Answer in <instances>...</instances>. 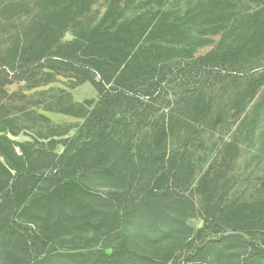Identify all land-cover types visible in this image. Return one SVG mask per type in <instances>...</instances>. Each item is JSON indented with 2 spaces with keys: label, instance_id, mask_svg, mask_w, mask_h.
Here are the masks:
<instances>
[{
  "label": "trees",
  "instance_id": "obj_1",
  "mask_svg": "<svg viewBox=\"0 0 264 264\" xmlns=\"http://www.w3.org/2000/svg\"><path fill=\"white\" fill-rule=\"evenodd\" d=\"M99 1L0 4L2 13L12 16L36 9L10 49L14 60L78 68V83L90 81L98 95L59 110L83 122L74 135L51 140L47 148L0 131V243L28 256L40 254L34 263L56 264L42 255L62 231L73 228L118 241L109 249L67 252L62 264H170L174 250L156 246L190 237L187 220L197 204L185 194L195 176L188 148L169 149V140L188 128L187 118L206 121L213 100L203 90L185 92L160 112L154 106L158 87L177 67H240L264 52V6L250 0H187L173 9L164 0L157 5L156 0H104L102 17L85 24ZM69 30L73 37L65 40ZM263 84L264 74L245 80L232 104L235 115ZM227 146L230 151L233 144ZM227 160L211 165L193 189L204 211L212 219L264 222V211L255 204L215 201L229 171Z\"/></svg>",
  "mask_w": 264,
  "mask_h": 264
},
{
  "label": "rangeland",
  "instance_id": "obj_2",
  "mask_svg": "<svg viewBox=\"0 0 264 264\" xmlns=\"http://www.w3.org/2000/svg\"><path fill=\"white\" fill-rule=\"evenodd\" d=\"M6 1L0 0V4ZM23 1L36 5L38 0ZM186 1L164 0V4L176 9ZM250 1L253 6L257 3L264 6V0ZM154 3L157 5L159 1ZM105 8L104 0L94 4L84 23L97 22ZM2 12L0 8V131L15 140H31L47 148L51 140L74 135L83 122L82 117L59 110L66 108L70 101L83 103L97 99V91L90 81L78 83L81 76L78 68H66L59 63L37 67L31 62L14 60L10 49L36 9L14 16ZM72 37L73 31L69 30L65 40ZM220 39V35L216 36L214 45ZM211 48H201L199 54ZM259 74H264V52L248 58L240 67L206 65L187 70L177 67L158 87L160 95L154 106L160 112L170 109L185 92L203 90L213 100V109L206 121L187 118L188 128L181 133L175 131L169 140V149L188 148L195 176L185 194L197 204L195 215L187 220L193 228L190 237L172 238L156 246V250H174L170 264H264V222L230 217L212 219L204 211L201 197L193 190L211 165L228 157L229 171L221 179L215 201L223 206L248 202L255 204L252 206L257 211H264V84L246 101L239 115H235L232 107L245 80ZM175 110L177 113L178 108ZM228 144H233L230 151ZM58 145L56 150L59 151ZM117 241V237L72 228L62 231L42 256L47 255L55 259L56 264H62L67 252L109 249ZM190 256L195 262L189 261ZM39 258L40 254L28 256L16 247L0 243V264H39L36 263Z\"/></svg>",
  "mask_w": 264,
  "mask_h": 264
}]
</instances>
